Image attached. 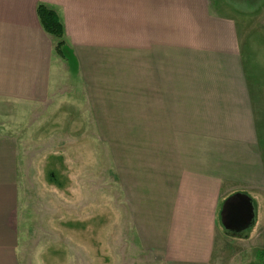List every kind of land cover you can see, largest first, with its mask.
Returning a JSON list of instances; mask_svg holds the SVG:
<instances>
[{"label": "crops", "instance_id": "1", "mask_svg": "<svg viewBox=\"0 0 264 264\" xmlns=\"http://www.w3.org/2000/svg\"><path fill=\"white\" fill-rule=\"evenodd\" d=\"M40 4L61 19L65 57ZM236 7L0 0V264H22L26 119L43 105L56 110L70 92L81 98L85 132L107 152L144 251L166 264H203L218 246L250 244L264 226V151ZM238 194L251 199L252 221L225 225L224 203Z\"/></svg>", "mask_w": 264, "mask_h": 264}, {"label": "rangeland", "instance_id": "2", "mask_svg": "<svg viewBox=\"0 0 264 264\" xmlns=\"http://www.w3.org/2000/svg\"><path fill=\"white\" fill-rule=\"evenodd\" d=\"M236 9L264 151V0L253 10ZM58 104L56 110L47 111L44 105L30 110L25 122L29 133L21 146L25 157L19 193L21 263L166 264L140 247L107 152L103 154L94 136L85 132L81 98L70 92ZM260 239L264 240V226L248 246H218L212 260L203 264H264Z\"/></svg>", "mask_w": 264, "mask_h": 264}, {"label": "trees", "instance_id": "3", "mask_svg": "<svg viewBox=\"0 0 264 264\" xmlns=\"http://www.w3.org/2000/svg\"><path fill=\"white\" fill-rule=\"evenodd\" d=\"M233 1L236 3L243 4V8H248L251 10L257 8V6L259 5V2H261V0H255V1L254 0L253 1L252 0H239L240 2L238 0L237 1L233 0ZM38 14H39V17H40V20H41V23L44 29L59 39L57 46H56V50L59 55H61L62 57H65L64 52H63L64 27H63L60 17L53 9L47 7L44 4H40L38 6Z\"/></svg>", "mask_w": 264, "mask_h": 264}, {"label": "water", "instance_id": "4", "mask_svg": "<svg viewBox=\"0 0 264 264\" xmlns=\"http://www.w3.org/2000/svg\"><path fill=\"white\" fill-rule=\"evenodd\" d=\"M252 218L253 208L249 197L238 194L232 196L224 203L222 209V221L225 225H248L251 223Z\"/></svg>", "mask_w": 264, "mask_h": 264}]
</instances>
